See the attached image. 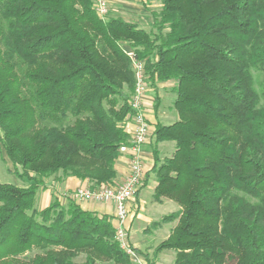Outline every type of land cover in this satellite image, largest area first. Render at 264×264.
I'll return each instance as SVG.
<instances>
[{
    "label": "trees",
    "instance_id": "1",
    "mask_svg": "<svg viewBox=\"0 0 264 264\" xmlns=\"http://www.w3.org/2000/svg\"><path fill=\"white\" fill-rule=\"evenodd\" d=\"M151 16L146 30L99 16L94 0H0V152L29 183H0V264H132L112 215L70 195L36 208L58 175L116 184L135 114L128 50L156 114L158 85L175 84L178 118L158 121L150 138L153 200L178 206L162 218L177 225L156 253L264 264V0H161ZM161 142L175 144L171 156Z\"/></svg>",
    "mask_w": 264,
    "mask_h": 264
},
{
    "label": "built area",
    "instance_id": "2",
    "mask_svg": "<svg viewBox=\"0 0 264 264\" xmlns=\"http://www.w3.org/2000/svg\"><path fill=\"white\" fill-rule=\"evenodd\" d=\"M94 7L99 16L109 14V0H94ZM128 55L134 61L136 86L130 105L135 112L133 116V129L128 145L121 147V152L128 158L129 171L120 183L114 186H102L97 189L81 187L70 194L76 200H85L98 203H111L114 206L113 222L115 227V240L121 249L128 254L132 264H149L130 243L129 217L131 203L136 197L137 191L145 180V150L144 147L151 138V124L146 116L143 105L146 101V81L142 62L135 60L132 50Z\"/></svg>",
    "mask_w": 264,
    "mask_h": 264
},
{
    "label": "rangeland",
    "instance_id": "3",
    "mask_svg": "<svg viewBox=\"0 0 264 264\" xmlns=\"http://www.w3.org/2000/svg\"><path fill=\"white\" fill-rule=\"evenodd\" d=\"M110 1L111 0H109V2ZM116 1L117 2H115V4L120 3L123 5L124 4L130 5L133 2H138L137 3L138 7L140 8V10L144 12V14L150 20H151L150 11L152 9L157 10L161 7V0H116ZM109 6H111L110 3H109ZM129 10L131 11V9ZM130 19H133L134 20L133 22L137 23L140 27L146 30L151 29L152 21H147L145 19H142L139 17L136 18L133 16ZM171 83L174 84V82L172 81ZM174 85L171 86V84H167V83L158 85V93L160 96L159 118L163 123H170L171 119H174L175 116L176 118H178L176 111L171 109V106L175 98V94L173 92ZM134 91L132 93V96L134 94ZM154 95H155V90L152 87H148V85L146 84V97H147L146 99L149 100V106L144 104L143 108L144 109L148 108L146 110L147 113L150 112V108L154 110V106L156 103ZM162 112L166 113V116L164 115L163 118L161 116ZM173 115H174V118H173ZM160 149L163 151L164 154H167L166 150H164L163 148H160ZM160 156L164 158L162 154ZM18 169H19L18 172H22L20 167ZM15 170L16 169L14 165L6 157L5 153L0 152V183H11V184H17L20 186L29 185L28 182H25L23 179L19 178L17 174L14 173ZM43 191L44 190H39V192L37 193V200H36L37 209L42 208V202L40 201V196L42 195ZM52 192H54L53 197H55L56 196L55 191L52 190ZM152 192L153 191L150 187L143 189L141 192L140 200H141L142 208L138 212L137 216L133 218L132 228H131V241L133 242V244L136 245V247L134 245L132 246L141 255L145 257V259L147 260L149 264H174V259L176 255L174 250L164 249L160 251L159 253H156V248L163 240L169 237L171 231L177 225V220L173 222H168V223H164L162 221L163 216L172 213V211L174 212L175 208L171 207L168 204H157L153 200ZM134 209L136 211L137 208H134ZM149 218L151 220H157V222L162 223L161 226L159 228L151 226L150 222L148 221ZM79 260H83V257H80Z\"/></svg>",
    "mask_w": 264,
    "mask_h": 264
},
{
    "label": "crops",
    "instance_id": "4",
    "mask_svg": "<svg viewBox=\"0 0 264 264\" xmlns=\"http://www.w3.org/2000/svg\"><path fill=\"white\" fill-rule=\"evenodd\" d=\"M115 2H117V1L111 0L109 2L111 5V6H109L110 14H112L113 16H120V17H123L124 19H126L127 21H131V22L134 21L133 19H130L132 16L136 17V18L139 17V18L145 19L147 21H152V16H151V20H150L149 18H147V16L144 14V12L142 10H140V8L137 5L138 2H133L130 5H127V4L123 5L120 3L115 4ZM128 8L131 9V11ZM150 15H151V11H150ZM167 84H171V86L174 85L171 82H167ZM145 104L147 106H149V100L148 99H146ZM147 109H145L146 116L148 117V120L151 124V131H153L154 125L158 121H161L159 118L160 113L158 110V112L156 114L155 111L152 110L151 108H150V112L147 113V111H146ZM164 115L166 116V113L162 112V115H161L162 118ZM173 118H174V115H173ZM175 120H177L176 116L174 119H171V121H175ZM125 128L128 132L132 131V129H133V120L132 119H130L126 123ZM159 146H160L159 149L163 148L164 150L167 151V154H164L163 151L160 149L163 157L171 156L175 150V144L173 142H161L159 144ZM144 150H145V157H146V159H145V167H146L145 182L147 185L143 189L150 187L153 191L152 192V194H153L154 190L157 186V181H156L154 172H152V168L154 166L155 159H154L150 139H149L148 143L145 145ZM116 170H117V177H116L115 183H120L124 180V178L126 177L128 171H129L128 158L126 155H123L117 161ZM58 177H59V175L56 177H52V178H50V180H48L47 189H45L43 191L42 195L40 196V201L42 202V208L41 209L47 207L52 202L53 194H54V192H52V190L55 191L56 196H59L62 201H65L66 197L69 196L71 193H73V191H75L76 189L81 188V187H83V188L84 187H90V182L88 180H82V179L77 178V177H68V178H65L63 180H60ZM142 190L139 192V194L135 197L134 201L131 203V212L133 211L134 208H137V209H136V211L134 209V211L130 214L129 221H128L129 222L130 243L132 245H134L135 247H136V245L133 244V242L131 241V228H132L133 218H135L137 216L138 212L142 208L141 207V200H140V195H141ZM78 202L86 210L95 211L98 213H103V214H108V215H113V213H114V206L111 203H98V202L85 201V200H78ZM157 204H168L171 207H174L175 210L178 209V206L171 200H165L164 202L157 203ZM148 221L151 224L157 220H151L149 218Z\"/></svg>",
    "mask_w": 264,
    "mask_h": 264
}]
</instances>
